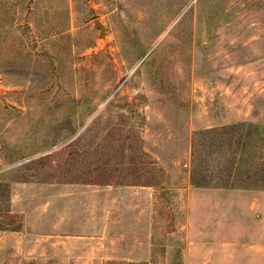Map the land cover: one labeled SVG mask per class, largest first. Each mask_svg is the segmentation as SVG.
<instances>
[{
	"label": "rangeland",
	"instance_id": "1",
	"mask_svg": "<svg viewBox=\"0 0 264 264\" xmlns=\"http://www.w3.org/2000/svg\"><path fill=\"white\" fill-rule=\"evenodd\" d=\"M0 264H264V0H0Z\"/></svg>",
	"mask_w": 264,
	"mask_h": 264
},
{
	"label": "water",
	"instance_id": "2",
	"mask_svg": "<svg viewBox=\"0 0 264 264\" xmlns=\"http://www.w3.org/2000/svg\"><path fill=\"white\" fill-rule=\"evenodd\" d=\"M96 23L100 26H102L101 22L99 20H96Z\"/></svg>",
	"mask_w": 264,
	"mask_h": 264
},
{
	"label": "trees",
	"instance_id": "3",
	"mask_svg": "<svg viewBox=\"0 0 264 264\" xmlns=\"http://www.w3.org/2000/svg\"><path fill=\"white\" fill-rule=\"evenodd\" d=\"M14 221L12 220L10 223H13Z\"/></svg>",
	"mask_w": 264,
	"mask_h": 264
}]
</instances>
